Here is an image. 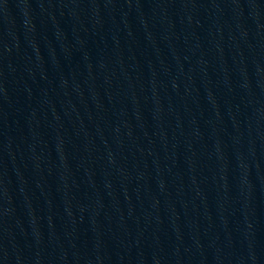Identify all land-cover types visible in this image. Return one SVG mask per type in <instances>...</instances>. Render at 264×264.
<instances>
[{
  "label": "water",
  "instance_id": "water-1",
  "mask_svg": "<svg viewBox=\"0 0 264 264\" xmlns=\"http://www.w3.org/2000/svg\"><path fill=\"white\" fill-rule=\"evenodd\" d=\"M0 264H264V0H0Z\"/></svg>",
  "mask_w": 264,
  "mask_h": 264
}]
</instances>
